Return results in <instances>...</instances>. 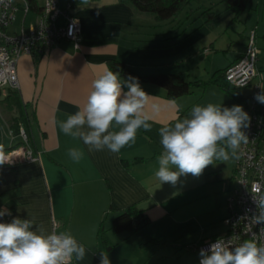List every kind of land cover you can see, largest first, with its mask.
<instances>
[{
	"label": "crops",
	"instance_id": "crops-1",
	"mask_svg": "<svg viewBox=\"0 0 264 264\" xmlns=\"http://www.w3.org/2000/svg\"><path fill=\"white\" fill-rule=\"evenodd\" d=\"M189 2L183 14L181 10L173 18L159 22L154 16L138 12L126 0H58L60 8L72 4V15L81 25V42L76 48L63 41L43 56L19 58L16 92L27 120L24 126L13 128V118L20 110L16 106L5 108L9 91L0 89V152L21 143L17 131L22 127L38 156V161L32 163L13 167L0 164V210L7 208L15 217L33 219L45 234L70 231L86 248L85 258H73L71 264H99L101 251L109 254L111 264H166L170 258L179 259L184 250L196 254L191 247L228 234L223 220L234 163L227 179L221 161L207 166L199 176L182 175L175 185L161 184L156 176L157 157L163 151L159 128L187 116L181 97L168 99L164 89L139 82L149 95L145 112L151 117L152 128L139 129L135 143L126 145L118 154L106 148L89 151L81 140L59 129L60 121L84 106L93 81L111 70V61L122 62L140 75H150L138 68L153 65L146 57L150 45L161 39L168 45L166 49L181 47L176 54L174 51L168 55L165 65L171 69L183 65L202 69L209 78L195 80L208 81L215 71L227 69L240 59L253 32L258 48L256 68L264 86V0H252L251 8L239 17L238 21L242 17L245 21L242 41L227 47L231 59L216 70L207 53L226 52L216 48L218 36L207 41V46L203 37L192 36L197 29L199 32L212 25L219 14L212 12V3L207 0H198L193 7H188ZM194 8L200 11L196 16ZM204 9L217 17L204 15ZM31 13L32 21L24 19L25 29L34 24L35 14ZM232 17L231 14L230 23ZM22 20L23 15L15 24L16 17L8 32H18ZM205 49L208 51L204 54ZM170 72L182 76L185 70ZM250 91L237 90L238 100L223 93L244 109ZM152 105L159 111L154 112ZM70 148L84 153L78 162L68 156ZM130 207L147 216L150 223L131 234L115 233L111 228L113 219ZM152 240L164 245L142 247Z\"/></svg>",
	"mask_w": 264,
	"mask_h": 264
},
{
	"label": "clouds",
	"instance_id": "clouds-1",
	"mask_svg": "<svg viewBox=\"0 0 264 264\" xmlns=\"http://www.w3.org/2000/svg\"><path fill=\"white\" fill-rule=\"evenodd\" d=\"M259 87L261 92L255 99L264 104V86ZM148 99L137 78L122 79L119 72L106 70L93 81L84 106L60 121L59 129L81 140L89 151L106 148L118 154L135 143L139 129L151 130V117L145 112ZM152 108L159 111L156 105ZM249 123L250 117L241 105L229 108L210 102L193 106L188 116L159 128L163 151L157 157V178L161 184L175 185L182 175L199 176L215 161L236 157L241 145L248 143L244 129ZM83 154L79 148L68 150V156L76 162ZM5 162L0 154V164ZM253 200L257 212L252 221L264 225V196ZM6 215L12 214L7 208L0 210V218ZM254 236L239 246L217 239L208 249H201L199 264H264V245H258ZM85 255V246L70 231L45 234L33 219L18 216L0 222V264H71L73 258L81 261ZM99 264H111L106 251L100 252Z\"/></svg>",
	"mask_w": 264,
	"mask_h": 264
},
{
	"label": "built area",
	"instance_id": "built-area-1",
	"mask_svg": "<svg viewBox=\"0 0 264 264\" xmlns=\"http://www.w3.org/2000/svg\"><path fill=\"white\" fill-rule=\"evenodd\" d=\"M19 11L23 15L22 26L18 32L9 33L8 28ZM31 12L35 14L34 24L25 29L24 19ZM63 41L73 43L76 48L81 42V25L72 15L71 3L60 8L58 0H34L33 3L28 0H0V89L18 90L16 66L21 56H43ZM257 55L258 48L252 32L240 59L224 73L230 87L251 90L243 109L250 117L249 127L244 129L249 140L241 145L235 157L226 203L227 215L223 220L228 234L219 237L230 240L233 246L253 239V234L258 245H264V225L252 221L257 212L253 197L264 196V104L255 99L263 83L256 68ZM10 134L13 135V132ZM17 136L21 140L19 145L0 152L7 160L2 164L4 166L38 161L25 129L19 127ZM13 217V214L6 215L0 218V222H10ZM217 239L191 247L198 254V264L201 249H208Z\"/></svg>",
	"mask_w": 264,
	"mask_h": 264
},
{
	"label": "rangeland",
	"instance_id": "rangeland-1",
	"mask_svg": "<svg viewBox=\"0 0 264 264\" xmlns=\"http://www.w3.org/2000/svg\"><path fill=\"white\" fill-rule=\"evenodd\" d=\"M198 0H190L188 7H193ZM206 1V0H204ZM208 3H212L211 6L212 12L219 14L218 18L213 20L212 25L210 26H205L200 29V31L197 32L192 36V38H200L203 37L201 40H203L204 45L207 46V41L212 39V37H217V43H216V48L220 47L219 49H225L226 52H210L207 53L209 54L208 60H211L213 66L215 67L214 69H219L224 67L228 61H230L232 53L227 50L228 46L233 45L235 41H242V31L244 30V20L243 17L238 21H233L230 23V17L231 13L226 9V4L220 2V0H207ZM39 2V0H38ZM184 10V9H183ZM181 11V14L184 13V11ZM193 16H196L200 11H196L195 8L193 10ZM197 13V14H196ZM146 16H153L149 13H145ZM17 21L15 24L19 22V20L22 19V13L17 14ZM33 16L32 13L28 15L25 20L27 22L32 21ZM204 18H202L203 20ZM14 24V25H15ZM196 26H194L192 29L195 30ZM188 34L191 35V30H188ZM189 43L191 41H188ZM144 45V44H143ZM140 45V46H143ZM168 46L166 42L161 39L157 40L155 44L150 45L149 48V53L147 55L149 63H152V66H146L142 68H138L141 73H150V74H156V73H172L170 71H184L182 73V77L186 79V81H194L195 79H202L206 80L209 78L207 74L203 72V70H196L195 68H187L186 65L171 69L167 65H165L166 61L168 60V55L171 56V54L175 51V54L177 53L176 50H180L181 47H170L172 49H166ZM145 46H149L146 44ZM237 46H235L236 48ZM208 49L203 50L204 54L207 52ZM206 57V56H205ZM212 67V66H210ZM214 71V70H213ZM180 73V72H179ZM7 89V88H6ZM10 89H8L9 91ZM190 90L192 91L191 94L186 95L181 97V102L184 106V109H187V116L190 114V111L193 106L195 105H200V106H206L208 103H214V104H222L224 107H229L231 108L233 105H240L238 103H234L230 101L225 93L221 91L217 86L215 85H207L205 88H199V87H194L191 86ZM242 93H245L242 91ZM9 94L10 91H9ZM236 99L238 100L237 96H235ZM20 126H24L22 123ZM19 126V125H18ZM235 164V157L230 158L227 161H221V167L225 168L224 174L226 173L225 178L227 179L230 176L231 169L229 168L230 165ZM224 226L222 225V228ZM198 259V254H194L191 250H184V253L181 252V255L179 259L173 258L169 259L166 264H177L175 263L176 261L179 260L178 264H198L197 262Z\"/></svg>",
	"mask_w": 264,
	"mask_h": 264
},
{
	"label": "trees",
	"instance_id": "trees-1",
	"mask_svg": "<svg viewBox=\"0 0 264 264\" xmlns=\"http://www.w3.org/2000/svg\"><path fill=\"white\" fill-rule=\"evenodd\" d=\"M33 3L34 0H28ZM128 1L135 10L141 13H149L159 21H166L176 16L183 7L188 3L189 0H126ZM220 2L226 4V8L233 15L231 21H237L239 17L248 9L251 8L252 0H220ZM203 14L210 15L211 17H217L210 12V9H204ZM110 69L114 72H119L121 78H128L129 76L135 77L140 83H148L158 86L165 90L166 98L174 100L179 97H183L192 93L190 90L191 86L205 88L207 85H215L225 93L235 96L237 90L230 87L224 79L225 69H219L215 71L208 81L195 80L193 82L186 81L182 76L174 73H156L150 75H140L133 69L127 67L122 62L111 61ZM8 89V88H7ZM11 94L5 97L8 103L5 104V108L9 109L12 106H16L20 110V114L13 118L12 126L17 128L19 123H25L26 116L22 105L17 96L15 90H9ZM150 223L147 216L137 211L135 208L130 207L117 215L112 223L111 228L115 233H133ZM164 244L155 240L149 241L142 244L145 249L153 247L163 246Z\"/></svg>",
	"mask_w": 264,
	"mask_h": 264
}]
</instances>
